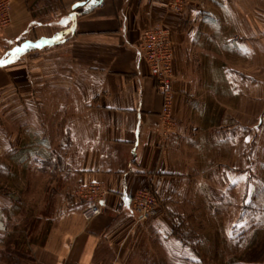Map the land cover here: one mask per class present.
Segmentation results:
<instances>
[{"label":"crops","instance_id":"1","mask_svg":"<svg viewBox=\"0 0 264 264\" xmlns=\"http://www.w3.org/2000/svg\"><path fill=\"white\" fill-rule=\"evenodd\" d=\"M79 1L13 0L12 24L0 31V169L28 164L32 187L41 178L57 192L40 264H126L178 213L212 134L209 118L229 125L232 101L235 118L248 101L261 109L264 0H187L182 13L170 0H87L73 9ZM156 24L176 43L177 127L167 136L162 95L140 51ZM93 181L106 189L105 209L87 222V203L71 192ZM146 186L160 209L143 221L132 198Z\"/></svg>","mask_w":264,"mask_h":264},{"label":"rangeland","instance_id":"2","mask_svg":"<svg viewBox=\"0 0 264 264\" xmlns=\"http://www.w3.org/2000/svg\"><path fill=\"white\" fill-rule=\"evenodd\" d=\"M230 112L229 125L209 118L212 134L197 153L186 196L178 195V213L143 237L126 264H264V102L260 109L248 101L244 117L235 118L232 101ZM12 166L0 169V264H40L59 197L46 180L39 188L26 181L30 165ZM81 187L74 198L82 199Z\"/></svg>","mask_w":264,"mask_h":264},{"label":"built area","instance_id":"3","mask_svg":"<svg viewBox=\"0 0 264 264\" xmlns=\"http://www.w3.org/2000/svg\"><path fill=\"white\" fill-rule=\"evenodd\" d=\"M186 6L187 0H170L169 3V7L177 13H182ZM10 8L11 0H0V31L12 24ZM140 51L148 63L162 95L161 131L166 136L170 135L177 127V120L173 112L176 43L171 28L162 24L148 27L143 33ZM105 194L104 185L97 181L82 185L80 188L79 196L87 203L82 210V216L87 222L104 211ZM132 207L138 220L154 218L160 209L158 199L150 186L140 188L135 192L132 198Z\"/></svg>","mask_w":264,"mask_h":264},{"label":"water","instance_id":"4","mask_svg":"<svg viewBox=\"0 0 264 264\" xmlns=\"http://www.w3.org/2000/svg\"><path fill=\"white\" fill-rule=\"evenodd\" d=\"M86 2H87V0L76 2V3L72 6V8H73V9H77V8H79V7H82L83 5L86 4Z\"/></svg>","mask_w":264,"mask_h":264},{"label":"snow or ice","instance_id":"5","mask_svg":"<svg viewBox=\"0 0 264 264\" xmlns=\"http://www.w3.org/2000/svg\"><path fill=\"white\" fill-rule=\"evenodd\" d=\"M16 51H20V49H17ZM4 63L5 61H0V66H3ZM233 183H235V181H233Z\"/></svg>","mask_w":264,"mask_h":264},{"label":"bare ground","instance_id":"6","mask_svg":"<svg viewBox=\"0 0 264 264\" xmlns=\"http://www.w3.org/2000/svg\"><path fill=\"white\" fill-rule=\"evenodd\" d=\"M11 18H12V21H13L12 13H11Z\"/></svg>","mask_w":264,"mask_h":264}]
</instances>
